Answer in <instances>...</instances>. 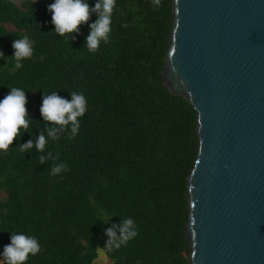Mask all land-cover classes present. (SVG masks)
Returning a JSON list of instances; mask_svg holds the SVG:
<instances>
[{"label": "trees", "instance_id": "obj_1", "mask_svg": "<svg viewBox=\"0 0 264 264\" xmlns=\"http://www.w3.org/2000/svg\"><path fill=\"white\" fill-rule=\"evenodd\" d=\"M171 1L116 0L108 42L92 53L84 42L95 12L79 33L60 36L47 9L54 0H0V100L12 87L26 92L33 136L48 126L39 113L43 95L70 100L77 92L88 101L77 134L46 147L67 171L51 175V162L38 160L44 153H21L26 131L0 151V253L12 232H23L40 244L24 264H92L96 249L108 264H187L196 113L160 79ZM85 2L91 9L97 0ZM24 36L33 54L13 70L11 44ZM128 217L138 234L119 248L104 246V230Z\"/></svg>", "mask_w": 264, "mask_h": 264}, {"label": "water", "instance_id": "obj_2", "mask_svg": "<svg viewBox=\"0 0 264 264\" xmlns=\"http://www.w3.org/2000/svg\"><path fill=\"white\" fill-rule=\"evenodd\" d=\"M160 79L196 113L187 264H264V0H172Z\"/></svg>", "mask_w": 264, "mask_h": 264}, {"label": "clouds", "instance_id": "obj_3", "mask_svg": "<svg viewBox=\"0 0 264 264\" xmlns=\"http://www.w3.org/2000/svg\"><path fill=\"white\" fill-rule=\"evenodd\" d=\"M34 2V0H33ZM154 4H159V0H153ZM116 7V0H97L91 9L85 0H54L47 9L51 12V23L55 26L56 34L63 36L66 33H79V25L89 20L90 13L95 12L97 19L89 25V34L85 37L84 46L89 52L94 53L100 46V42H108V34L111 31L112 13ZM14 50L13 70L23 67L22 61L31 58L33 48L27 36L14 39L11 44ZM0 58H5L0 52ZM70 100L57 94H45L42 97V104L39 108L40 116L48 125L38 135L33 136L30 125L34 122L28 117L26 92L22 88L12 87L7 95L0 100V151L6 152L13 140L18 138L22 132H29L30 139L18 144L16 147L21 153L32 152L33 149L38 155L40 164L50 163V174L57 175L62 170L67 171L64 162L56 163L59 154L53 155L51 151H46L49 140H59L62 133H68L72 139L80 128L78 118L87 111V98L82 93L71 92ZM6 211V210H5ZM107 240L104 246L109 248H119L133 239L138 233L136 224L131 217L120 220L119 224H112L104 230ZM40 252L38 240L23 232H12L10 243L5 245L0 257L3 264H24L29 254L35 256Z\"/></svg>", "mask_w": 264, "mask_h": 264}, {"label": "rangeland", "instance_id": "obj_4", "mask_svg": "<svg viewBox=\"0 0 264 264\" xmlns=\"http://www.w3.org/2000/svg\"><path fill=\"white\" fill-rule=\"evenodd\" d=\"M0 196H1V193H0ZM96 252L98 253V255L93 260L92 264H108L107 259H105L103 256L102 250L96 249Z\"/></svg>", "mask_w": 264, "mask_h": 264}]
</instances>
